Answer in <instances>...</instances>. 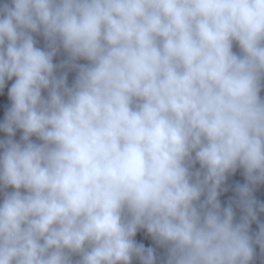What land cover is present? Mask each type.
Masks as SVG:
<instances>
[{"label": "clouds", "instance_id": "1", "mask_svg": "<svg viewBox=\"0 0 264 264\" xmlns=\"http://www.w3.org/2000/svg\"><path fill=\"white\" fill-rule=\"evenodd\" d=\"M6 87L0 264L264 256V0H0Z\"/></svg>", "mask_w": 264, "mask_h": 264}]
</instances>
